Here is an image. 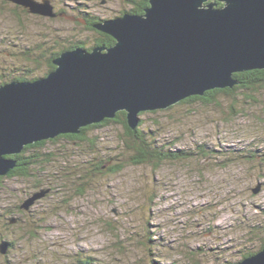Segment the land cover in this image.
Instances as JSON below:
<instances>
[{"label": "rangeland", "instance_id": "374dc122", "mask_svg": "<svg viewBox=\"0 0 264 264\" xmlns=\"http://www.w3.org/2000/svg\"><path fill=\"white\" fill-rule=\"evenodd\" d=\"M14 4L0 0V80L42 76L49 55L68 40L90 44L99 38L95 27L56 11L78 6L112 17L132 8L125 0H50L55 16H45ZM248 93L256 101L246 98ZM263 94L237 89L215 100L142 111L139 128L146 136L175 151L194 152L204 145L212 149L207 158L192 155L159 167L129 164L119 123L90 130L83 140L48 142L43 151L51 153L49 163L40 160L29 178H4L0 184V237L14 242L0 252V264H79L86 257L90 264L238 260L261 240L249 243L252 234L243 227L264 224ZM251 149L259 161L223 166L225 152ZM110 157L122 161V171L94 170L97 161Z\"/></svg>", "mask_w": 264, "mask_h": 264}, {"label": "water", "instance_id": "95a60500", "mask_svg": "<svg viewBox=\"0 0 264 264\" xmlns=\"http://www.w3.org/2000/svg\"><path fill=\"white\" fill-rule=\"evenodd\" d=\"M8 1L55 16L49 0ZM216 1L148 0L142 14L124 12L93 26L113 37L110 47L64 50L46 75L1 84L0 176L25 145L79 133L118 111L134 129L142 111L232 87L237 72L264 70V0ZM236 264H264V248Z\"/></svg>", "mask_w": 264, "mask_h": 264}, {"label": "trees", "instance_id": "16d2710c", "mask_svg": "<svg viewBox=\"0 0 264 264\" xmlns=\"http://www.w3.org/2000/svg\"><path fill=\"white\" fill-rule=\"evenodd\" d=\"M6 2V0H3ZM128 5L132 6L129 2V0H125ZM217 6H221L222 2L216 1ZM18 8H22L20 5L14 4ZM77 5V4H75ZM148 5V0H140L139 3L137 4L138 8H134L132 11L136 14H142L144 8ZM72 7V6H71ZM78 7V6H74ZM77 9V8H75ZM23 10H26L25 8ZM79 13L76 14L77 17H81L85 19L88 22V26L91 28L95 25V20L94 19H100L99 16L93 14L92 12L85 13V9L83 7H79ZM65 15L72 14L71 12H66L65 10L63 11ZM64 15V17H65ZM75 15V14H72ZM76 20V19H75ZM77 21V20H76ZM94 21V22H92ZM81 23L80 21H78ZM87 27V26H86ZM90 29V28H89ZM97 31V28H95ZM99 32V38L93 37L92 41L90 44H87V40H79V39H73V40H66L67 45H63L58 51L51 53L48 57V62H47V69L44 74H41L42 76L46 75L49 71L55 68V65L53 64V59L57 57L62 51L64 50H69V49H74L76 47H83L86 49H91L94 46H104V47H110L115 41L113 37L107 33H104L102 31ZM97 32V33H98ZM89 40V39H88ZM38 77L41 76H33L30 75L29 73L27 74H19V75H14L11 76L10 78H3L0 80V85L4 84L6 82H9L11 80H34ZM234 77L237 79V83L234 84L232 87H224V88H215V89H210L206 90L203 95H192L188 96L179 102L175 103H184V102H192V101H202L206 102L208 100H215V96L217 94H226V95H232L237 89H240L241 91L247 92V91H252L254 92L257 89H261L264 91V70L261 69H253V70H248V71H243V72H237L234 74ZM264 95V94H263ZM246 98H249L250 100L256 101V99L253 96H250V93L245 95ZM174 104V105H175ZM174 105H171L165 109H169L173 107ZM233 110V107H231ZM156 110L152 111L155 112ZM141 112L139 116L142 114ZM142 119H139V122L137 126L134 129H131L127 125L126 121V113L125 111H118L116 112L115 116L113 118H105L104 120L94 123V124H89L85 127L80 128L79 133H64V134H59L58 136L54 137L53 139H44L40 140L37 142H34L32 144L25 145L23 149L17 153L10 155L15 160V166L10 169L6 174L0 176V184L4 178H12V177H23V178H29L30 175L32 174V168H34L35 165L38 164V162L41 160L44 161L45 163H49L51 159V153H48L47 151H43L44 147L48 142L55 143L56 141H59L60 139H66L69 141H78V140H83L86 138L87 132L93 129H96L98 127H103L106 125H110L112 123H119L121 124L124 129H125V145L130 151V154L128 153V163L129 164H144V163H151L152 166L154 167H159L162 165V163L168 161V160H184L191 158L192 155L195 156H201V158H207L209 154H211L210 149H205L204 145H201L198 148V151H191V150H181V151H175V150H170L169 148L165 147L164 145H160L159 143L156 142V140L151 137L150 135L145 134V132L139 128V126L142 124ZM249 150V149H247ZM243 150H230L228 153H226V158L223 160H227L223 162V166L226 167L228 164H232L234 162L240 161V160H246V161H259L256 157V155L253 153L252 149L250 151ZM223 153V152H222ZM260 159L262 162H264V153H260ZM229 160V161H228ZM94 170L98 173H119L120 171L123 170L124 164L120 160L112 159L111 157L108 158L106 161H97L95 165H93ZM81 177V176H80ZM82 179L84 176L81 177ZM86 178V177H85ZM88 178V176H87ZM83 184H88V183H83ZM84 189H77V193H82ZM21 211V210H20ZM9 220V219H8ZM18 220V219H16ZM245 229H248L249 232L252 234V237H250L249 243L251 241L257 238H261L260 242L258 245L254 248H250L248 246L245 248V250L242 251L241 257L234 261V262H223V263H217V264H236L237 262L243 260L244 258L253 255L260 251L261 249L264 248V237L259 235H264V224L259 223L256 225H246L243 227ZM147 242L150 241V239L146 236V239H144ZM0 241L4 244H7L8 249L6 250L7 252L10 250V247H14V242L6 239L4 236L0 237ZM194 256L196 257V252H193ZM79 264H90L92 263V259L90 258H84L79 260ZM153 264H159L153 262ZM169 264H174V263H169ZM188 264H190L188 262ZM216 264V263H215Z\"/></svg>", "mask_w": 264, "mask_h": 264}, {"label": "flooded vegetation", "instance_id": "af4514ba", "mask_svg": "<svg viewBox=\"0 0 264 264\" xmlns=\"http://www.w3.org/2000/svg\"><path fill=\"white\" fill-rule=\"evenodd\" d=\"M37 1H39V0H37ZM50 1V0H49ZM129 2H130V4L132 5L131 7V9H129V10H127V9H125V7L123 8V10L122 11H118L119 12V14L121 15V14H123L124 12H130V13H134L132 10L134 9V8H138L137 7V4L139 3V1L137 2V1H135V0H129ZM86 5V7L88 6L87 4H85ZM63 6H65L64 4H62V7ZM66 7V6H65ZM75 8H77V9H75ZM87 8H89V6L87 7ZM79 7H74V9H73V11L71 12L72 14H75V15H72V17H74V19H76L77 20V22L78 21H80L81 23H84L83 24V26H85L86 27V25H88V22L85 20V19H83V18H81V17H77L76 16V14L77 13H79ZM65 9H61L60 11L58 10V11H56V14H59L60 16H64L65 14H63ZM66 11V10H65ZM67 12V11H66ZM85 13H88V11H84ZM93 13V12H92ZM69 14V13H68ZM93 14H95V15H97L98 13H93ZM97 16H99V18L100 19H94L95 20V22L97 23V22H100V21H103V20H101V19H104V20H106V19H109V18H112V17H115V16H119V15H110V16H112V17H109V16H100V15H97ZM109 17V18H108ZM106 18V19H105ZM92 22H94V21H92ZM88 27V26H87ZM96 31V30H95ZM98 31H100V30H98L97 29V31H96V33L98 32ZM103 32V31H102ZM105 33V32H104ZM98 34H99V32H98ZM86 42H88V41H86Z\"/></svg>", "mask_w": 264, "mask_h": 264}, {"label": "bare ground", "instance_id": "6f19581e", "mask_svg": "<svg viewBox=\"0 0 264 264\" xmlns=\"http://www.w3.org/2000/svg\"><path fill=\"white\" fill-rule=\"evenodd\" d=\"M106 19V18H105ZM101 20H104V19H101Z\"/></svg>", "mask_w": 264, "mask_h": 264}]
</instances>
